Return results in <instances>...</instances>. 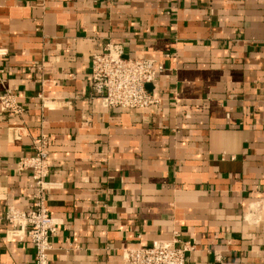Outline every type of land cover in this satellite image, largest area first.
I'll list each match as a JSON object with an SVG mask.
<instances>
[{
    "label": "crops",
    "instance_id": "crops-1",
    "mask_svg": "<svg viewBox=\"0 0 264 264\" xmlns=\"http://www.w3.org/2000/svg\"><path fill=\"white\" fill-rule=\"evenodd\" d=\"M106 43L154 58L158 107L90 93ZM0 264H33L4 212L31 202L15 171L49 136L51 264H126L178 237L189 264H264V0H0ZM41 95V96H40Z\"/></svg>",
    "mask_w": 264,
    "mask_h": 264
},
{
    "label": "built area",
    "instance_id": "built-area-1",
    "mask_svg": "<svg viewBox=\"0 0 264 264\" xmlns=\"http://www.w3.org/2000/svg\"><path fill=\"white\" fill-rule=\"evenodd\" d=\"M0 54H4L0 51ZM163 65L141 54L128 55L120 44L106 43L91 54L90 93L102 99L110 109H148L158 107L161 98L148 86L164 71ZM41 96V95H40ZM0 110L22 115L24 107L17 102V94L6 89L0 94ZM49 136L40 134L33 138L31 154L19 157L15 163L18 174L30 176L31 202L26 208L9 205L4 212L5 221L13 231L23 232L33 249V264H51L49 254L52 238L60 220L54 217L47 205L52 166L49 155ZM178 237L154 240L150 245L122 248L126 264H189V242L178 245Z\"/></svg>",
    "mask_w": 264,
    "mask_h": 264
}]
</instances>
